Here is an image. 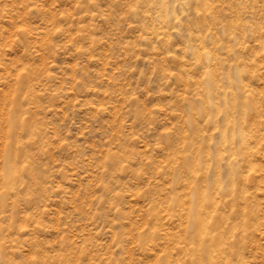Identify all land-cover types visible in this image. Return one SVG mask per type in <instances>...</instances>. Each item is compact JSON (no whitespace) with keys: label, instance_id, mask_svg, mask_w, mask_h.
<instances>
[{"label":"rangeland","instance_id":"374dc122","mask_svg":"<svg viewBox=\"0 0 264 264\" xmlns=\"http://www.w3.org/2000/svg\"><path fill=\"white\" fill-rule=\"evenodd\" d=\"M0 264H264V0H0Z\"/></svg>","mask_w":264,"mask_h":264}]
</instances>
